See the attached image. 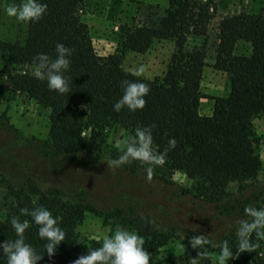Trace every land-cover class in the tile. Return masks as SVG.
<instances>
[{
  "label": "trees",
  "instance_id": "16d2710c",
  "mask_svg": "<svg viewBox=\"0 0 264 264\" xmlns=\"http://www.w3.org/2000/svg\"><path fill=\"white\" fill-rule=\"evenodd\" d=\"M42 2L48 5L47 13L41 20L27 22L23 42L0 39L5 68V77L0 78V95L6 91L24 93L48 108L46 142L53 154L75 158L78 152L88 151L100 156L108 128L118 125L134 136L137 128L155 124L153 147L166 153L165 167L195 180L192 195L196 199L222 205L230 196L227 188L231 182L242 185L256 180L262 161L253 119L264 115V17L260 13L239 11L219 20L212 66L226 73L228 92L216 96L211 113L203 115L199 113V104L203 96L200 82L206 65V43L188 47L187 42L190 36L206 33L207 23L214 15L209 0H167L157 25L139 29L120 26L121 46L106 56L99 55L93 47L89 27L82 17L84 0ZM153 39L173 42L163 73L147 78L125 70L121 65L125 50L144 52ZM57 42L75 49L66 72L71 88L67 94L50 90L46 81L36 79L31 70L32 59L38 53L55 56ZM241 42L249 46L248 52H237ZM125 79L149 85L142 109L113 110V104L122 95L121 81ZM170 138L176 140L171 150ZM9 190L14 206L0 215V241L16 238L10 223L12 216L28 221L26 242L42 255L36 264H73L79 256L101 245L103 238L83 237L76 229L87 211L101 216L106 224H119L142 235L149 264H192L197 256L190 240L181 241L183 249L172 247V233L157 226L150 217L136 213L132 207L101 209L83 199V188L75 197L56 188L9 186ZM37 205L59 216L65 231V239L52 256L45 251L46 241L38 236V225L19 212L20 208ZM239 207L237 222L220 235L217 246L208 244L198 249L206 254L196 257L197 264H212L208 253H219L224 241L232 252L228 264H264V237L253 233L251 239L259 247L254 251L239 250L236 238L239 221L251 220L244 212L245 206ZM0 264H7L2 250Z\"/></svg>",
  "mask_w": 264,
  "mask_h": 264
},
{
  "label": "rangeland",
  "instance_id": "374dc122",
  "mask_svg": "<svg viewBox=\"0 0 264 264\" xmlns=\"http://www.w3.org/2000/svg\"><path fill=\"white\" fill-rule=\"evenodd\" d=\"M209 2L214 15L207 23L206 33L190 36L187 42L188 47L206 43V65L200 82L203 96L199 104V113L203 115L211 113L216 96L228 92L226 73L212 66L219 20L239 11L258 12L264 17V0ZM10 3H20V0H0V39L23 42L27 22H18L5 13V6ZM166 7L167 0H84L82 17L89 27L95 51L106 56L121 46L120 26L131 29L155 26ZM173 48L170 40L153 39L144 52L125 50L121 65L131 72L142 65L141 76L152 78L163 73ZM248 48L241 42L237 52H248ZM4 77L0 54V78ZM48 112V108L24 93L6 91L0 95V215L14 206L9 186L56 188L71 197L83 188V199L101 209L132 207L136 213L150 217L157 226L172 233L171 246L180 248L181 241L190 240L194 235H206L210 244L217 246L220 235L237 222L240 205L264 208V115L253 119L262 161L256 180L242 185L231 182L226 203L215 205L196 199L192 195L195 180L179 170L136 160L115 170L109 168L105 161L117 157L121 141L131 136L118 125L106 130V143L100 156L88 151L78 152L75 158L69 154H53L46 142ZM232 205L235 208H230ZM118 226L106 224L101 216L87 211L76 229L83 237L102 239ZM217 255L216 251L208 253L212 264H217Z\"/></svg>",
  "mask_w": 264,
  "mask_h": 264
},
{
  "label": "clouds",
  "instance_id": "9594fccd",
  "mask_svg": "<svg viewBox=\"0 0 264 264\" xmlns=\"http://www.w3.org/2000/svg\"><path fill=\"white\" fill-rule=\"evenodd\" d=\"M48 5L42 0H20V3H10L5 6V13L8 16L15 17L18 22H36L41 20L47 13ZM74 48L67 47L63 43L55 44V56H49L47 53H38L32 59L31 70L36 79L46 81L50 90L60 94H67L70 91L69 78L66 72L71 64V56ZM144 72L141 65L133 70L136 76ZM122 95L113 104V110L121 111L127 108L129 111L142 109L146 103L144 97L150 91L147 83L142 81H121ZM155 124L139 127L134 136L121 141L120 154L115 157H109L105 162L109 168L118 169L132 161H141L148 165H163L165 163L166 153L158 152L153 147L152 129ZM176 140L170 138L168 149H174ZM151 171L149 170V176ZM35 204V201H33ZM21 215H27L32 218V222L38 225V236L46 241L45 251L49 256L54 254L56 246L65 239V231L60 226L61 218L54 216L50 209L43 205H37L31 209L20 208ZM247 216L251 220H240L239 228L236 232V238L240 252L254 251L259 247L258 242H254L251 237L255 233L258 237H264V208H257L248 205L244 208ZM10 223L16 238L14 240L0 241V250L7 258V264H36L42 258L36 248L26 242L25 230L29 228L28 221H21L19 216H12ZM145 240L137 231L126 227L118 226L111 235L105 236L98 248L88 250L87 254L79 256L73 261V264H149V252L142 246ZM190 246L197 249L196 257H203L206 253L198 251L204 249L205 245L211 243L206 235H194L190 238ZM185 247L184 244L181 246ZM196 257L192 264H197ZM232 257L227 241L220 245V252L216 256L217 264H228Z\"/></svg>",
  "mask_w": 264,
  "mask_h": 264
}]
</instances>
